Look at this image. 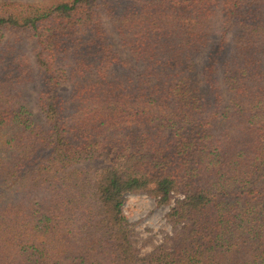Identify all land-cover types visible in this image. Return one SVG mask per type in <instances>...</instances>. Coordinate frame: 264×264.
Wrapping results in <instances>:
<instances>
[{
  "label": "trees",
  "instance_id": "16d2710c",
  "mask_svg": "<svg viewBox=\"0 0 264 264\" xmlns=\"http://www.w3.org/2000/svg\"><path fill=\"white\" fill-rule=\"evenodd\" d=\"M0 264H264V0H1Z\"/></svg>",
  "mask_w": 264,
  "mask_h": 264
},
{
  "label": "rangeland",
  "instance_id": "374dc122",
  "mask_svg": "<svg viewBox=\"0 0 264 264\" xmlns=\"http://www.w3.org/2000/svg\"><path fill=\"white\" fill-rule=\"evenodd\" d=\"M35 93L36 86H31L27 88L26 97L34 117L39 118V112L34 106ZM181 197L178 195L176 198ZM168 209L169 207L156 206L154 200L146 194L126 196L123 212L135 225L132 243L139 257L147 256L162 243L166 235H172V230L165 220Z\"/></svg>",
  "mask_w": 264,
  "mask_h": 264
}]
</instances>
